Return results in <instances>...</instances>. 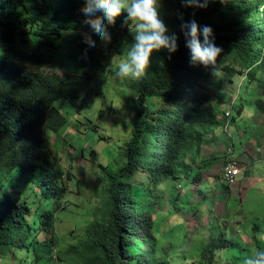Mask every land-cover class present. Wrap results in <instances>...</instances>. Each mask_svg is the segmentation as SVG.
I'll return each mask as SVG.
<instances>
[{
  "label": "trees",
  "instance_id": "trees-1",
  "mask_svg": "<svg viewBox=\"0 0 264 264\" xmlns=\"http://www.w3.org/2000/svg\"><path fill=\"white\" fill-rule=\"evenodd\" d=\"M88 6L83 0H0V33L7 45L6 57L0 56V184L11 172L19 171V179L37 186L42 197L40 207L34 208L26 199L0 189V253L28 249L32 244L39 256L49 257L56 247L52 223L54 214L64 209L67 193L46 149L50 134L59 133L67 124L56 104L81 101L79 108L90 106V83L132 26L125 23L126 13H122L108 27L111 41L97 40L84 19ZM182 19L213 28L216 44L222 48L217 75L211 66L189 62L180 24L177 51L171 58L164 52L162 66L139 89L131 136L122 150L124 165L106 171L103 217L92 223L86 238L70 251L75 255L69 261L168 264L157 257L159 239L150 233L154 227L152 194L170 191L182 177L190 180L195 169L199 171L192 179L203 180L206 173L202 170L211 160L199 161L200 152L209 132L227 124L225 111L221 114L215 104L223 105L230 94L213 83L215 78L221 74L223 84H232L236 77L252 81L264 74V0H210L206 8L186 7ZM97 22H104L103 18ZM64 31L81 35L75 53L78 73L45 72L40 68L48 61L44 52L57 50ZM87 40L96 45V53L86 47ZM152 100H158V109L148 104ZM255 105L264 113L262 98ZM139 173L147 175V188L132 185ZM43 234L47 236L44 241L33 242ZM207 260L213 264L212 256Z\"/></svg>",
  "mask_w": 264,
  "mask_h": 264
},
{
  "label": "rangeland",
  "instance_id": "rangeland-1",
  "mask_svg": "<svg viewBox=\"0 0 264 264\" xmlns=\"http://www.w3.org/2000/svg\"><path fill=\"white\" fill-rule=\"evenodd\" d=\"M83 1L89 3V0ZM185 8L181 0H162L160 6L161 17L169 31L177 34L178 41V26L183 22L182 10ZM80 40L79 32L64 31L57 50H45L48 61L41 64L40 68L59 75L64 72L78 73L75 53ZM132 41L130 32L106 56L99 75L87 90L93 95L88 108H79L77 104L80 105L81 101H61L56 104L66 115L67 124L59 133L50 134L46 149L51 154V168L66 184L67 193L64 209L54 214L51 234L56 240V247L53 254L41 257L32 250L31 244L28 249L20 247L8 254L0 253V264H83L78 258L77 261H69L75 255L70 251L86 238L92 223L103 217L107 208L106 171H117L124 165L122 150L131 136L130 120L139 89L162 66L163 53H167L165 49L154 51L149 69L142 78L120 80L113 72L119 60L126 58L127 48ZM6 47L0 33V56L6 57ZM31 51L32 48L29 49ZM28 65L36 68L34 64ZM224 79L219 74L213 83L217 87L224 86L230 94V100L223 105H215L221 114L232 110L229 134L226 136L232 137V148L238 158L243 152L242 142L245 141L239 138L238 131L250 137L257 125L255 115L258 110L252 102L258 97L264 100V74L259 73L257 79L252 81L245 76L236 77L232 84L228 81L223 84ZM255 87L257 91L253 93ZM211 95L214 96V93ZM148 104H152L154 110L159 108L158 100L148 101ZM215 129L225 136L223 126ZM212 161L210 164L214 165ZM211 169L202 170L207 172L202 181L192 179L199 171L195 169L190 180L182 177L176 185H172L170 191L161 189L158 194H152L154 227L150 233L159 239L157 257L163 258L168 264H209L207 258L210 256L213 257V264H242L244 257L264 249V181L255 179L253 186H249L247 177L254 173L255 177L264 178V164H256L252 170L244 169L243 175L239 177L243 190L237 198H215V190L226 195L229 186L226 187L220 181L216 184V180L209 179L208 171ZM131 183L136 188H147V175L139 173ZM193 186L197 191L191 194ZM0 189L10 192L16 199H26L34 208L42 204L40 189L20 180L19 171L7 175ZM138 199L142 201L144 197ZM216 200L224 204L222 208H215ZM46 238L44 234L35 236L33 242Z\"/></svg>",
  "mask_w": 264,
  "mask_h": 264
},
{
  "label": "clouds",
  "instance_id": "clouds-1",
  "mask_svg": "<svg viewBox=\"0 0 264 264\" xmlns=\"http://www.w3.org/2000/svg\"><path fill=\"white\" fill-rule=\"evenodd\" d=\"M162 0H89L84 19L88 21V31L97 40L110 42L112 37L108 27L116 23V18L126 13L125 23L129 27L133 41L127 48L126 58L119 60L113 75L120 80H138L150 66V57L154 51L165 49L171 54L178 49V36L170 32L160 15ZM210 0H181L185 7L206 8ZM223 2V0H221ZM103 18L104 22H97ZM180 31L189 49V62L192 65L211 66L217 75V58L222 48L216 44L214 30L209 25H198L193 19L182 22ZM202 37V40H201ZM91 53H96V45L86 41ZM242 264H264V249L244 257Z\"/></svg>",
  "mask_w": 264,
  "mask_h": 264
},
{
  "label": "crops",
  "instance_id": "crops-1",
  "mask_svg": "<svg viewBox=\"0 0 264 264\" xmlns=\"http://www.w3.org/2000/svg\"><path fill=\"white\" fill-rule=\"evenodd\" d=\"M255 91H257L256 87L254 88L253 93ZM258 98L253 100L252 103L255 104V101ZM241 111L243 112V108L241 109ZM255 120H256L257 125L253 129L252 133L250 134V137H247V133L238 131L239 138H241L242 141L245 140L244 142H242L243 152L238 157V160L240 161L241 166H242L241 176L243 175L245 168H250V170H252L251 168H253L256 164L257 165L264 164V113H260L257 111V115H255ZM226 134H229V131L228 132L225 131V136H223L220 132H217L215 128L212 129L207 136L208 143L203 146L202 151L200 152V155H199V161L213 160L212 163L214 165L207 163L206 166H208V168L210 169L212 168L211 170L208 171V176H210L209 179L212 178L213 180H216V184L218 181L223 182V184L225 183L222 177V173H223V165L226 162V157H227L226 150L229 147H234L233 142L230 140L232 137L226 136ZM260 148L262 149V152L261 153L259 152V154H257V150ZM215 172H217L219 175L214 174ZM247 177H248L249 186H253L252 182L255 179H257L258 182L264 181V178L255 177L254 173H252L251 176H247ZM226 187L228 186L226 185ZM228 188L229 190L227 191L226 195H223L222 192L216 191L214 189L215 198L222 197V196H225L226 198L228 197L237 198L240 194H242L243 189H241L242 185L240 187L239 180L236 186L228 187ZM194 191H197V190L193 186V188L190 189L191 194ZM223 205L224 204L219 203L217 200L214 201L215 208H222ZM219 214H221V212H219Z\"/></svg>",
  "mask_w": 264,
  "mask_h": 264
},
{
  "label": "built area",
  "instance_id": "built-area-1",
  "mask_svg": "<svg viewBox=\"0 0 264 264\" xmlns=\"http://www.w3.org/2000/svg\"><path fill=\"white\" fill-rule=\"evenodd\" d=\"M231 111V109L225 111V120L227 124L224 128L226 132L229 131L228 125L232 117ZM259 152H262L261 148L257 150V154H259ZM226 156V162L223 165L222 177L227 186L233 187L238 184L239 177L242 174V166L238 158L235 157L234 148L229 147L226 150Z\"/></svg>",
  "mask_w": 264,
  "mask_h": 264
}]
</instances>
